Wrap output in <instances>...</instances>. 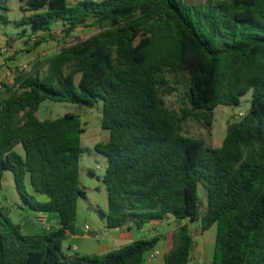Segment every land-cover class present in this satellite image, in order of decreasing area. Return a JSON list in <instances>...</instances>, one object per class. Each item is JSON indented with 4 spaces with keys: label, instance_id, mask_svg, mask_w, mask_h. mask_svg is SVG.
Wrapping results in <instances>:
<instances>
[{
    "label": "trees",
    "instance_id": "16d2710c",
    "mask_svg": "<svg viewBox=\"0 0 264 264\" xmlns=\"http://www.w3.org/2000/svg\"><path fill=\"white\" fill-rule=\"evenodd\" d=\"M26 1L33 13L17 26L29 29L7 38L27 40L29 51L57 40L59 22L66 36L90 25L99 32L18 73L12 86L0 84V189L10 171L25 206L59 218L25 234L0 205V264H143L158 248L155 236L104 254L64 251L86 197L84 127L77 114L41 120L38 111L45 101L93 108L99 99L110 134L95 145L108 159L107 228L172 219L163 264H190V224L200 221L202 232L217 226L211 264H264V0ZM8 11L0 0V28ZM182 88L175 110L166 97ZM251 90L249 111L222 142L184 134L189 120L210 131L215 109L239 106Z\"/></svg>",
    "mask_w": 264,
    "mask_h": 264
},
{
    "label": "rangeland",
    "instance_id": "374dc122",
    "mask_svg": "<svg viewBox=\"0 0 264 264\" xmlns=\"http://www.w3.org/2000/svg\"><path fill=\"white\" fill-rule=\"evenodd\" d=\"M74 3L76 0H69ZM188 3L200 4L206 0H185ZM9 7L7 13L9 23L1 25L0 28V84L4 83L12 86L15 82V77L18 73H31L38 62H45L50 57L60 51L61 47L74 43L79 40L87 39L99 32L96 27L85 26L78 28L70 36H66L63 32L61 22L54 25L53 35L57 40H50L43 43L36 50L29 51L30 47L25 43L27 40H16L7 38L21 34L25 27L17 26L23 15L32 14L29 10V4L26 0H5ZM9 44H6V40ZM26 67L24 68V66ZM183 88L179 92L166 97L169 107L178 110L182 106ZM253 91H249L241 97L239 106H224L220 105L215 109V119L212 129L209 131L200 125L195 120H189L184 125V134L194 138H202L207 145H216L222 142L226 136L227 126L229 123L239 121L246 114L251 106ZM66 113H74L80 116L84 127L82 134L83 154L80 160L81 166V182L86 192V197L81 198L78 203L77 217L75 221V230L82 231L85 235L83 239L77 241L78 254L93 255L104 254L108 250L102 249V245L106 241L102 237L101 222H106L103 212L108 208V190L104 183V175L108 164V159L105 155L98 153L95 150V145L99 142H106L109 139V131L102 128L103 101L98 100L93 108H86L80 104L66 102L45 101L41 104L38 111V116L41 120L56 119L64 116ZM17 151L23 154L21 146L17 147ZM27 189L30 194H33L29 183ZM200 195H202L200 191ZM38 196V195H37ZM203 198L205 197L202 195ZM44 199H46L44 197ZM0 205L6 207L12 220L15 223L23 224L24 218L29 215V207L25 206L16 188V183L12 172L4 173L2 188L0 189ZM206 210L205 200L201 209V214ZM53 215H57L53 213ZM85 225L90 227L85 229ZM23 227L25 234H34V229L31 227ZM55 227L52 225H44L42 228ZM177 224L172 220L160 222L157 225L149 226L144 230V236L152 238L158 236L161 242L158 248L146 257L154 255L151 260H159L161 256L169 249L171 245V236L176 230ZM191 232L194 236L195 245L192 249L193 259L191 264H211L216 242L217 226L214 225L205 232H202L201 222L190 224ZM95 235L98 236L95 238ZM141 237V238H145ZM71 239L66 240L63 244L64 251L75 253L74 250H69ZM156 262V261H155Z\"/></svg>",
    "mask_w": 264,
    "mask_h": 264
},
{
    "label": "crops",
    "instance_id": "0c3cea01",
    "mask_svg": "<svg viewBox=\"0 0 264 264\" xmlns=\"http://www.w3.org/2000/svg\"><path fill=\"white\" fill-rule=\"evenodd\" d=\"M38 197L39 200H43V201L46 200L44 199V197H40V196ZM29 212L30 213L27 216L28 218L27 219L24 218L23 220V224H24L23 227H26L25 225L30 227V223H31V227L34 229V233L38 231L39 227H44V225H52L55 227L59 225L58 215H53V213H48V214L36 213L30 208H29ZM158 223H160V221L152 222L148 225L153 226V225H157ZM148 225H146L142 229L137 228L133 224L124 226L123 228L112 229V228H107L106 222H101V226L103 228L101 238H103L106 241V243L102 245V249L110 251L128 245L135 240L141 239V237H145L144 230L148 227ZM104 230H106L105 234H104ZM81 233L82 231L75 230L74 234L69 235V239H71L72 241L71 245H75L77 247V250H75V252L79 251L77 246V241L79 239L85 238L84 237L85 235H82ZM97 237L98 236L95 235V238ZM150 257H146L143 264H163L164 255L161 256L160 260L158 257L156 259L151 260Z\"/></svg>",
    "mask_w": 264,
    "mask_h": 264
},
{
    "label": "built area",
    "instance_id": "2783aa9c",
    "mask_svg": "<svg viewBox=\"0 0 264 264\" xmlns=\"http://www.w3.org/2000/svg\"><path fill=\"white\" fill-rule=\"evenodd\" d=\"M25 67H26V65L24 66V68H25ZM241 115L244 116L245 114H242V113H241ZM47 229H49V227H47ZM85 229H86V230H89L90 227H89L88 225H85ZM105 233H106V230H104V234H105ZM72 248H73V250H77V247H76L75 245H73ZM153 256H154V255L152 254V255H151V258H152Z\"/></svg>",
    "mask_w": 264,
    "mask_h": 264
}]
</instances>
